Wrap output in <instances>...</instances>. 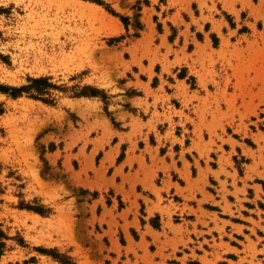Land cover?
I'll return each instance as SVG.
<instances>
[{"label":"rangeland","instance_id":"obj_1","mask_svg":"<svg viewBox=\"0 0 264 264\" xmlns=\"http://www.w3.org/2000/svg\"><path fill=\"white\" fill-rule=\"evenodd\" d=\"M101 1L0 0V83L58 87L52 103L0 94V264H64L42 249L75 264H264V1ZM85 87L106 99L74 96ZM115 145L117 163L129 145L185 158L174 179L199 193L166 194L150 222L174 239L131 245L107 228Z\"/></svg>","mask_w":264,"mask_h":264},{"label":"crops","instance_id":"obj_2","mask_svg":"<svg viewBox=\"0 0 264 264\" xmlns=\"http://www.w3.org/2000/svg\"><path fill=\"white\" fill-rule=\"evenodd\" d=\"M156 147H152L151 150L147 151L145 147L135 149L129 145L124 150V157L120 163H117V157L121 151L120 145L111 146L106 152L108 154H104L108 169L116 161L114 173L109 176L110 184L108 187L113 189L114 195L110 196V204L106 203L104 205L102 203L103 212L107 214L105 217L106 225L108 229L123 232L129 242V237H131V245L137 244L138 241L140 243L146 242L145 239L148 243L153 242L155 239H158L161 243H164L166 239H174L175 234L169 231L163 232V224H161V229H155L150 223L151 219L157 215L159 216L158 207L169 206L170 199L167 198L166 194L182 195L181 205L183 206L187 198L199 193L194 184L188 185L187 182L180 184L174 179V175L178 173V170L184 172L185 175H189L190 169L186 166L185 158L181 153H176L170 149L162 151L160 147ZM161 172L163 175H160ZM158 176L160 180L157 182ZM197 195L196 198L200 199ZM160 198L165 201L160 202ZM116 199L124 201L125 207L118 209ZM141 203L145 204L144 222L139 217ZM164 221L163 216H161V222L164 223ZM109 223H111V226ZM132 232H135L140 238L135 240ZM147 232L156 233L158 238L153 234L151 235L153 237L152 241V239L147 238V235H150ZM139 254H142V251ZM153 262L161 263L162 258L161 260L154 259Z\"/></svg>","mask_w":264,"mask_h":264},{"label":"trees","instance_id":"obj_3","mask_svg":"<svg viewBox=\"0 0 264 264\" xmlns=\"http://www.w3.org/2000/svg\"><path fill=\"white\" fill-rule=\"evenodd\" d=\"M93 1L99 4H103L101 0H93ZM111 11L115 15H118L113 10ZM118 16L122 19L125 25L128 26V18L121 16V15H118ZM55 88L57 89L58 87L50 82L49 77H37V78L31 77V78H28L27 84H24L19 87L9 86V85L0 83V94H6L7 96L12 97V98H18L23 95H27L28 97H31L36 100H41L45 103H52L54 99H50V96H51L50 91L51 89H55ZM99 95H101L103 99H106L105 94L102 91L97 90L96 88L85 87L81 91L74 93L75 97L99 96ZM45 96H48V97L46 98ZM1 112L2 110H0V113ZM19 207L22 209H28V210H31V211H34L36 213L43 214V215L48 214L50 212L49 209H46L43 205H39V204L32 205V204H26L24 202H21L19 204ZM9 239H10V236H8L7 232H5L2 229V226L0 224V259L6 251L7 241ZM41 251L51 255L53 258L59 260L60 262L64 264H75L73 263L70 257L57 253V250L42 249Z\"/></svg>","mask_w":264,"mask_h":264}]
</instances>
